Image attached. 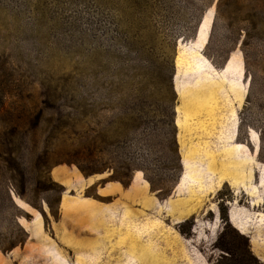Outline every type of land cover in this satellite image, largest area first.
<instances>
[{"label": "rangeland", "instance_id": "374dc122", "mask_svg": "<svg viewBox=\"0 0 264 264\" xmlns=\"http://www.w3.org/2000/svg\"><path fill=\"white\" fill-rule=\"evenodd\" d=\"M0 264H264V0H0Z\"/></svg>", "mask_w": 264, "mask_h": 264}, {"label": "trees", "instance_id": "16d2710c", "mask_svg": "<svg viewBox=\"0 0 264 264\" xmlns=\"http://www.w3.org/2000/svg\"><path fill=\"white\" fill-rule=\"evenodd\" d=\"M201 21H202V17L200 18L198 24L196 25V28L194 31L195 35L198 33L199 27L202 23ZM81 170L83 171V174L86 176L94 174V173H101V170H99V169H92V170L88 171V170L81 168ZM145 177L150 182L152 191L155 192L158 196H161V192L163 191V189L160 187H157L153 183V181L147 176L146 171H145ZM118 180L121 181V183L125 187H128L130 185L129 181L125 182V181H122L121 179H118ZM167 195H169V193H167L166 196ZM221 219H222V221L227 222L229 220L228 213L227 212L221 213ZM224 250L227 253V255H229L233 259V262H235V263H243L244 261H246L247 260L246 259L247 254L251 256V252L249 251V249L248 250L246 249V251H243L241 249H237V251H236V249H234V248L233 249L224 248Z\"/></svg>", "mask_w": 264, "mask_h": 264}, {"label": "crops", "instance_id": "0c3cea01", "mask_svg": "<svg viewBox=\"0 0 264 264\" xmlns=\"http://www.w3.org/2000/svg\"><path fill=\"white\" fill-rule=\"evenodd\" d=\"M54 174L57 175V177H60L59 179L62 180L65 178L66 172L64 169H57L55 170Z\"/></svg>", "mask_w": 264, "mask_h": 264}, {"label": "water", "instance_id": "95a60500", "mask_svg": "<svg viewBox=\"0 0 264 264\" xmlns=\"http://www.w3.org/2000/svg\"><path fill=\"white\" fill-rule=\"evenodd\" d=\"M200 29V28H199ZM198 33H199V30H198ZM199 35V34H198Z\"/></svg>", "mask_w": 264, "mask_h": 264}]
</instances>
